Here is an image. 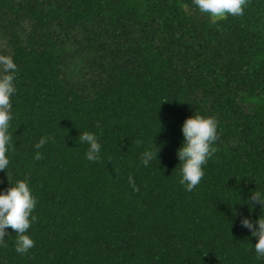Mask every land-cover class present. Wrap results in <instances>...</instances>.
<instances>
[{"label": "trees", "instance_id": "1", "mask_svg": "<svg viewBox=\"0 0 264 264\" xmlns=\"http://www.w3.org/2000/svg\"><path fill=\"white\" fill-rule=\"evenodd\" d=\"M0 40L18 68L0 191L27 178L37 199L35 246L18 254L7 229L0 264H264L236 216L257 219L245 199L264 191V0L216 21L192 0H0ZM194 113L218 139L188 192Z\"/></svg>", "mask_w": 264, "mask_h": 264}, {"label": "clouds", "instance_id": "2", "mask_svg": "<svg viewBox=\"0 0 264 264\" xmlns=\"http://www.w3.org/2000/svg\"><path fill=\"white\" fill-rule=\"evenodd\" d=\"M248 0H192V4L200 13L209 16L212 20H221L228 16L239 17L244 15ZM18 68L11 56H0V171L5 172L9 167V152L12 147L10 134V122L13 120L11 99L17 89L15 86ZM218 121L213 116H204L194 113L188 117L181 126L183 141L177 149V157L181 164L180 183L185 190L191 192L201 182L205 175L204 166L215 153L214 147L218 139ZM50 137L44 136L35 145L36 149L43 148ZM79 141L87 145L86 159L90 162H98L102 145L95 133L84 132L79 134ZM158 151H145L141 162L147 167L158 159ZM35 158H40L39 151ZM8 179V178H7ZM9 182V180H8ZM129 183L134 180L129 176ZM245 203L251 212L258 205L261 214L255 220L250 216H244L237 212L240 226L251 233L256 239L254 245L257 258H264V191H254L245 199ZM37 199L33 195V189L26 178L17 180L9 187L0 191V247H5V238L9 236L7 229L17 234L15 251L24 255L35 246L34 240L28 235V231L36 217L33 215Z\"/></svg>", "mask_w": 264, "mask_h": 264}, {"label": "rangeland", "instance_id": "3", "mask_svg": "<svg viewBox=\"0 0 264 264\" xmlns=\"http://www.w3.org/2000/svg\"><path fill=\"white\" fill-rule=\"evenodd\" d=\"M0 44L3 45V41L2 40H0Z\"/></svg>", "mask_w": 264, "mask_h": 264}]
</instances>
